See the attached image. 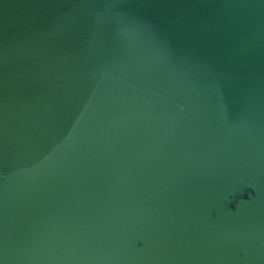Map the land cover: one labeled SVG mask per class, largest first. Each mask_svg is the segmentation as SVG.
I'll use <instances>...</instances> for the list:
<instances>
[{
  "label": "water",
  "instance_id": "obj_1",
  "mask_svg": "<svg viewBox=\"0 0 264 264\" xmlns=\"http://www.w3.org/2000/svg\"><path fill=\"white\" fill-rule=\"evenodd\" d=\"M0 264H264V0H0Z\"/></svg>",
  "mask_w": 264,
  "mask_h": 264
}]
</instances>
